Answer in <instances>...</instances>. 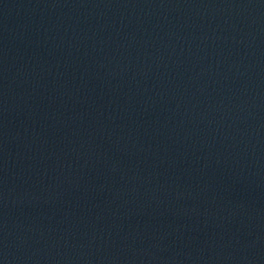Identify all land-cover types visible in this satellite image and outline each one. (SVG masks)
Instances as JSON below:
<instances>
[{
	"label": "water",
	"instance_id": "95a60500",
	"mask_svg": "<svg viewBox=\"0 0 264 264\" xmlns=\"http://www.w3.org/2000/svg\"><path fill=\"white\" fill-rule=\"evenodd\" d=\"M0 264H264V0H0Z\"/></svg>",
	"mask_w": 264,
	"mask_h": 264
}]
</instances>
